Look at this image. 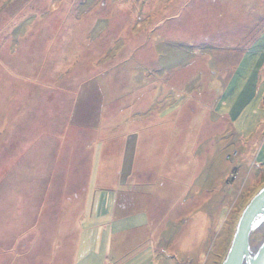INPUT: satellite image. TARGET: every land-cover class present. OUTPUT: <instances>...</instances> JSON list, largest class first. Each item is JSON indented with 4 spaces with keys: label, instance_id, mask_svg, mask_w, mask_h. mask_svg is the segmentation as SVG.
<instances>
[{
    "label": "rangeland",
    "instance_id": "obj_1",
    "mask_svg": "<svg viewBox=\"0 0 264 264\" xmlns=\"http://www.w3.org/2000/svg\"><path fill=\"white\" fill-rule=\"evenodd\" d=\"M169 14L179 18L160 21ZM263 29L264 0H0V137L20 133L22 112L33 110L45 117L53 113V128L64 142L63 149L59 147L60 173L48 200L58 220L50 219L47 209L43 218L55 223L59 236L54 245L62 264L72 255L74 264L79 258L80 264L85 258L96 262L86 255L97 244L92 228L98 223L99 190L96 172L92 177L90 171L99 144L110 134L101 133L99 110L104 94L111 93H117V141L121 136L127 140L121 142L123 151L126 145L122 186L129 185L136 146L141 142L145 155L151 134L146 131L140 139L130 132L134 124L169 112L170 122L177 117L186 125L168 137L172 144L165 151L170 158L167 176L159 175L160 167L139 173L143 179H137L136 187L146 193L157 188L166 197L163 208L171 212L164 229L171 252L185 256L177 249L179 238L174 239L177 223L194 218L198 230L189 256L195 264H222L243 210L264 187V73L259 96L247 87L251 75L259 74L264 43L241 60L238 56L232 74L215 62L230 49L246 51ZM165 37L172 40L161 42ZM153 68L155 74L146 79L143 72ZM37 77L45 82L34 90ZM24 122H29L27 115L23 127L28 125ZM87 127L86 135L81 132L85 138H76ZM71 139L73 168L66 178L62 170L69 165ZM5 174L0 179V213L9 211L13 218L26 190L15 172ZM148 203L145 199L137 206ZM69 207L74 225L63 220ZM5 229L0 224V230ZM11 230L5 233L9 239L0 236V264L49 263L51 243L25 256ZM65 236L74 241L66 243ZM263 238L264 228L253 234L252 245Z\"/></svg>",
    "mask_w": 264,
    "mask_h": 264
},
{
    "label": "crops",
    "instance_id": "obj_2",
    "mask_svg": "<svg viewBox=\"0 0 264 264\" xmlns=\"http://www.w3.org/2000/svg\"><path fill=\"white\" fill-rule=\"evenodd\" d=\"M175 18H179V16L169 14L160 21H169ZM216 19L217 18H214L213 25H216ZM171 40L172 39H167V37H165L161 39V42ZM262 43H264V29L256 36L251 45L249 44L250 47H248L246 51L243 49H230L228 52L222 53L221 56L224 57L221 61H216L215 63L217 66H222L223 70L227 73L232 74V72H234V66L248 54V51H252L254 47L260 46ZM238 56L241 57L240 60H236ZM229 58H231V60ZM232 58H234V60H232ZM230 65L233 66L230 67ZM258 70L259 74L257 76L251 75L252 80H247L251 81L247 87L254 97L260 94V86L264 73V60H262L256 72ZM149 71L151 72L148 74V69L146 73L143 72L146 74V79L151 78L155 74L154 68ZM177 80L181 79L177 78ZM42 82L45 81L39 80L37 77L34 80V87L36 88L33 89L39 90V86H41L42 89ZM116 83L117 82H114L113 89H115ZM116 99L117 93H111L110 95L104 94L105 102L99 110L100 125H103L104 128L101 130V133L107 131L110 134H106L102 143L99 144V153L96 152V156H94L95 158L92 160V170L90 172L92 173V177L96 172L95 177L98 181L97 190H99L96 214L98 220L94 221H98V223L95 228H92L96 230V237L93 243L96 242L97 244L94 246V250L92 249V252L86 255H90L92 259H95V264H195L194 258L189 256L190 253L188 251L190 246L193 245V237L198 230L194 218L190 221L181 219L183 222L177 223L179 229L177 233H175L174 239L179 238L176 243L178 244L177 249L185 253V256L181 258L178 252L170 251L171 245H169L170 242H167L169 234L165 235L166 230L164 228L165 225H167V218L171 212L163 208L162 203L167 200L166 197H161L160 191H158L157 188L146 193L144 190L139 191V188L136 187L138 186L137 179H143L142 176H139V173L150 172L151 169L160 167V170H158L159 175L161 174L162 177L167 176L166 173L169 171L168 164L170 163V158L165 151H168V147H171L172 144L169 142L168 137H170V132L184 131L183 129L186 128V125H183V123L180 124L177 117H173L170 122L168 117L171 114L169 112H164L165 115L157 117L155 120L148 121V119H146V122L149 123L142 122L141 124L140 122L134 124V128L131 129L130 132H137L140 139L146 131L147 135L149 133L151 134L149 135V139H147L149 141L144 153L145 155H143L141 149V142L136 146L135 154L130 160L131 168L127 174V177L130 179L129 185L122 186L126 145L123 151L124 146L121 142L124 137L121 136L117 141V119L116 110L114 108ZM78 101L76 100L77 103ZM74 105L75 104H73V106ZM84 113L86 112H83L82 115H84ZM150 113L151 112L148 111L146 116H149ZM20 115L21 118L18 121L20 122L18 123L20 133L11 138H9L8 135L0 137V163L3 164L2 168H0L3 171L0 179L5 177L7 171L15 172L14 178L16 181H19L20 188L24 187L26 190L25 194H23L26 199L22 203H18L22 204L21 208H19V206L15 207V215L13 218L9 211L7 214L0 213V224L4 223V227L8 228V231L6 229L0 230V236L9 239L5 237V233L7 231L11 234V229H13L16 233V247L20 252H22L21 249H24L26 251L25 256L36 251L42 243L48 244L49 242L52 245L49 250L50 260L48 264H62L60 261L62 256L59 257L58 253L59 248L57 245H54L56 243V238L59 236V234H56L57 231L53 228L55 223L43 218V212L45 209L49 210V218L58 220L51 214V212H55V210L52 209L48 200L51 194L50 188L52 182L60 173L58 163L59 156L62 154L59 153V147L63 149L64 142L58 141L59 138L56 127L53 128L56 122L55 118H53V113L45 117L40 112L29 110L27 112H22ZM25 115H27L29 122H24V124L28 125L23 127L21 123H23ZM71 115H73V112ZM89 130L90 128L88 127L82 128V130H79L80 135L78 133L76 134V138H85L84 136L82 137L81 132H83V135H86L85 131ZM130 134L131 133H129V135ZM103 135L104 134H100L99 138L103 137ZM68 141L69 140L65 142L68 143ZM69 146L70 156L67 158V163L69 165L62 170L66 178H68L70 169L73 168L72 165L70 168V163L72 164L71 154L75 152L72 139L69 142ZM153 147L156 148V151L152 150ZM156 152L161 155V157L157 158ZM89 162L90 160L86 161L88 164L87 169ZM30 163H32V166ZM86 176L87 175H85V177ZM123 187L128 188L125 189ZM80 194L84 197L85 190L80 192ZM121 196L123 197L121 198ZM155 196H158V198L154 199ZM183 198L184 196L182 197V201ZM145 199L149 202L148 205L144 206L142 204L143 207L138 208L137 205ZM176 200L180 202V198ZM18 217L22 219V223H14ZM10 219L13 222H11ZM63 220L66 222L69 221L73 225L75 224L71 207L66 209ZM66 222L65 226H67ZM10 225H14L16 228H10ZM72 228L69 229L72 230ZM87 228H89V226H87ZM198 236L200 237V234H198ZM66 237L67 236L64 238L66 243L74 241ZM86 259L87 258H85L81 264H94L87 263ZM75 260L74 255H72V258L69 260L67 259L66 263L70 262V264H74ZM76 264H80V258Z\"/></svg>",
    "mask_w": 264,
    "mask_h": 264
},
{
    "label": "water",
    "instance_id": "obj_3",
    "mask_svg": "<svg viewBox=\"0 0 264 264\" xmlns=\"http://www.w3.org/2000/svg\"><path fill=\"white\" fill-rule=\"evenodd\" d=\"M264 228V187L250 200L237 223L222 264H264V238L252 245L253 234Z\"/></svg>",
    "mask_w": 264,
    "mask_h": 264
}]
</instances>
